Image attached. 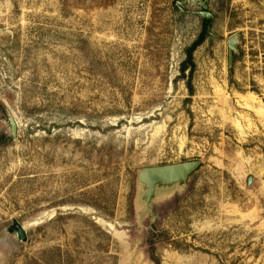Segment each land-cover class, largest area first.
I'll return each instance as SVG.
<instances>
[{
    "label": "rangeland",
    "instance_id": "1",
    "mask_svg": "<svg viewBox=\"0 0 264 264\" xmlns=\"http://www.w3.org/2000/svg\"><path fill=\"white\" fill-rule=\"evenodd\" d=\"M184 1L0 0V264H264V0H209L182 73Z\"/></svg>",
    "mask_w": 264,
    "mask_h": 264
},
{
    "label": "water",
    "instance_id": "2",
    "mask_svg": "<svg viewBox=\"0 0 264 264\" xmlns=\"http://www.w3.org/2000/svg\"><path fill=\"white\" fill-rule=\"evenodd\" d=\"M188 1H191L201 9V11L195 12V14L199 15L203 20H210L212 18V14L207 11V3L209 0H202L199 3H196L195 0H185L184 3ZM239 38V34H234L227 39V64L229 67L232 66L234 54L237 52ZM8 125L10 128V139L13 141L17 138V123L11 116L8 118ZM200 164L201 162L199 160H192L141 169L138 173L137 180L145 187L144 196L146 201L153 195L157 186L186 182L188 177L199 169ZM251 180L252 178H248V184L251 183Z\"/></svg>",
    "mask_w": 264,
    "mask_h": 264
},
{
    "label": "trees",
    "instance_id": "3",
    "mask_svg": "<svg viewBox=\"0 0 264 264\" xmlns=\"http://www.w3.org/2000/svg\"><path fill=\"white\" fill-rule=\"evenodd\" d=\"M209 23L208 20H202V25H203V31L200 33L198 39L190 46L186 49L185 51V55H186V59L184 60V62L182 63V68H181V72L183 73L185 71L186 68H193L194 67V63H193V59H192V54L193 52L198 48V46H200L202 44V42L204 41L205 38V32H206V26ZM8 137H6L5 135L1 136L0 141H8L9 142ZM156 264H158L157 262H155Z\"/></svg>",
    "mask_w": 264,
    "mask_h": 264
}]
</instances>
